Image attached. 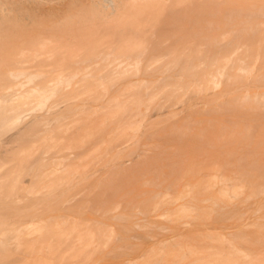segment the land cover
<instances>
[{
    "label": "bare ground",
    "instance_id": "1",
    "mask_svg": "<svg viewBox=\"0 0 264 264\" xmlns=\"http://www.w3.org/2000/svg\"><path fill=\"white\" fill-rule=\"evenodd\" d=\"M72 6L82 14L77 21L65 15ZM8 7L0 6V130L14 131L0 141V147L34 137L45 148L58 151L72 146L61 143L74 127L82 130L79 141L97 137L89 147L90 161L80 155L78 162H68L66 155L48 159L42 155L30 163L33 172L28 179L21 178L20 170L11 171L9 197L25 183L36 185L28 189L30 193L45 191L50 196L60 185L88 182L91 169L101 159L104 139L98 138L99 126L114 117L108 141L129 142L145 125L154 124L148 120L150 109L156 111L153 119L166 120L197 104L210 110L223 102L264 104L258 102L264 99V84L247 83V79L235 86L230 83L239 76L236 73L245 74L249 81L264 74V31L255 42L241 32L247 26L264 25V18L251 16L254 11L264 12V0H59L44 8L48 10L38 8L41 20L30 14L21 16L20 6ZM9 9L17 14L8 15ZM94 18L106 24V40L89 27L80 40L69 43L65 38L72 31H60L62 25L73 22L90 25ZM30 22L35 23L33 29L26 28ZM222 40L232 42L224 47ZM51 59L56 62L48 63ZM26 62H36L43 74L26 72ZM49 64L51 70L43 68ZM49 71L56 73L46 76L44 72ZM38 75H45L44 79L33 82ZM128 75L138 76L131 79ZM116 83L122 88L107 97L106 105L100 104ZM194 96L199 102H191ZM179 104L182 108H175ZM98 112L105 117L93 124L90 118ZM120 151L114 160L121 159ZM254 162L250 167L257 170ZM24 163L20 158L19 166ZM260 164L264 167V162ZM211 169L200 172L188 165L163 189L138 197L142 207L127 200L122 209L112 202L73 216L51 206L49 198L44 211L55 215L49 220L32 216L27 222L0 221V264H264V185H252L245 193L243 185L237 184L212 190L218 176ZM242 194L237 200L241 205L226 211L227 220L213 217L218 201L228 203ZM250 197L254 200L248 202ZM136 229L148 231L130 235ZM123 233L141 237L139 242L122 244L131 251L127 258L118 255L113 243L117 237L124 240Z\"/></svg>",
    "mask_w": 264,
    "mask_h": 264
},
{
    "label": "rangeland",
    "instance_id": "2",
    "mask_svg": "<svg viewBox=\"0 0 264 264\" xmlns=\"http://www.w3.org/2000/svg\"><path fill=\"white\" fill-rule=\"evenodd\" d=\"M58 1L59 0H0V2H3V4L0 3V6H13L10 7L12 9L15 6H20L21 16L30 14L31 17H34L36 20H41L39 19L40 12L56 4ZM84 1L86 2L87 0ZM45 7L47 8L44 9ZM38 8L42 10L40 11ZM12 9L7 10L8 15L13 16L17 14V10L15 11ZM255 12H258L259 14L256 13V15L258 14L259 16L253 15ZM252 13L251 16L259 20L264 18L263 10L254 11ZM65 15L73 16V20L75 21L82 16L80 9L73 6L65 12ZM55 20L52 21L54 22ZM34 24V22H30L27 24L28 26H26V28L33 29L35 26ZM58 25H61V20L57 21V26ZM62 26L61 29L63 31L60 29L61 32L65 33L64 31L68 29L72 31L70 37L65 38L69 43L80 40V37L83 36L81 33L89 30V27L94 31L100 32L98 33L99 35L97 34L96 36L106 40L104 34L107 32L105 31L107 26L100 18H94L90 25L81 22H73L70 26ZM20 30L21 29L18 31ZM260 31H264V25H260L259 27L247 26L245 31L241 32H243L246 37L250 36L253 39H251L250 42H255L254 40H256ZM74 33L75 37H73ZM228 41L229 40H222L221 43L224 47H227L232 40ZM163 43L166 45L168 40ZM56 59H51L48 63H54ZM101 61L102 60H99V62ZM25 65L28 66L26 72L43 74V72L38 71L39 66L36 65V62H26ZM43 68L51 70L53 66L49 64ZM55 73L52 74L51 71L44 72L46 76L49 75L51 77L55 75ZM45 75H38L41 77H35L32 81L37 82L40 79H44ZM236 75L239 76H234L233 80L230 82L233 86L240 84L241 81L246 82V79L247 83L264 84V74L254 76L252 81H249L245 74L236 73ZM137 76L138 75H128L127 78L135 79ZM21 79L23 80L24 78ZM118 88H122V85L117 86L116 83L110 86L100 104L103 102L106 105L109 99L107 97L110 94H117ZM191 102H199V97L194 96ZM258 102L264 103V99H260ZM182 106L183 105L179 104L176 105L175 108L180 109ZM104 107H108V105ZM263 107L264 104L255 103V101L223 102L217 104L213 110H210L209 107H202V105L197 104L192 107L190 111L184 108L177 116L166 120L164 119L165 121L162 117L153 119L156 116V111L155 109H150L148 111V120L151 121L150 123L154 122V124L152 123L153 125L151 126L145 125L137 136L129 142H125V139L118 141L113 140L112 142L108 141V139L112 137L110 130L115 126L117 118L114 117L112 120L109 119L108 122L102 123L99 126L101 128H99L98 138L104 139V142L101 143V159L99 164L91 169L93 173L88 182L84 184L76 183L75 185H60L50 196L45 193V191H34L30 193L28 189L36 185H29V183H25L26 185H19L18 190L15 191L12 197L7 196L10 187V185H8L9 181L7 180L8 174L11 171L19 172L20 170L19 173L21 174V178L23 180L28 179L33 172V167L30 163L33 162L36 157L42 155L47 159L52 156L59 158V156L66 155L68 157V162L80 161L77 158L80 155L85 157L82 158L84 161H90L92 157L88 154L90 152L89 147L94 145L96 142L94 138L97 137L95 136L87 141H79L82 130L76 129L78 127H74L64 134V139L61 143L62 146H66L67 144L72 146L62 148L58 151H56V149L45 148L44 143L34 141V137H24L7 145V148L1 146L0 221L14 220L27 222L31 220L32 216H34V218L43 217L49 220L53 214L44 211L46 206L45 203L49 201V198H51L50 200L52 201V204H50L51 206L53 205L57 210L68 212V214L73 216L77 214L76 212L78 211H96L97 208H102L104 205L112 202H118L120 209L128 205L126 202L127 200H131L133 205H137L138 197L142 198L144 196L145 198L151 194L152 190L163 189L164 185H167L170 180L179 175L178 173L180 171L187 169L188 165L195 170L201 169L200 172H206L209 168H212L211 173L218 176L215 181H213L212 190H216L222 185L237 184L243 185L242 190L243 193H245L249 191V187L252 185H260L259 187H262L264 185V169L262 168L264 167H262L260 163L264 162ZM41 112L42 111H39L38 113ZM103 116L104 112H98L91 116L90 122L93 124L102 122ZM213 116H223L225 120L212 119ZM145 123L148 122L145 121ZM257 124L259 125L257 126ZM79 125L84 126V123L78 124L77 126ZM103 125L109 126L104 128ZM178 128H181L179 133ZM248 129H250V135L254 132L253 138H250L251 136L248 134ZM13 131V129L0 130V141L9 136ZM29 144L33 147L29 146ZM115 145L116 147L113 148ZM16 148H18V150ZM119 149H122V151ZM119 151L121 153V159L115 158L114 160L113 158L116 156L115 153ZM31 152H34L33 155H30ZM86 154H88V156ZM243 154H245V156ZM241 156H244L243 159ZM20 158L21 161L25 162L23 166H19L18 164ZM254 160L257 163H255ZM120 161L124 163L123 166L119 164ZM251 162L258 165H256V167H258L257 170L250 167L252 165ZM250 168L253 170H250ZM243 173L245 175H243ZM259 173L263 174L260 175ZM198 175L200 176L202 174L198 173ZM146 180H149L148 183ZM59 193L63 195L59 198L58 202H55L54 198L58 197ZM241 196H243V194L237 195L235 198L233 197L231 199L233 202L229 201L226 203L225 200L224 202L218 201L214 206L212 213L213 217L215 219L217 218L219 221L227 220L229 214H226V211L234 207V205H241V203L237 201ZM253 198L254 197H250L248 202L254 200ZM139 206L141 205L139 204ZM18 213L21 214L18 215ZM97 213H99V211H97ZM118 222L120 223V220H118ZM117 229L121 231L120 225L117 226ZM155 230L159 234L168 235L165 230ZM147 231L148 229H136V231H130V235L140 234L141 236L142 233ZM127 233H123L125 235L124 240L118 237L113 240V243L117 244L116 252L123 258H127L131 251L128 246L122 244L141 241V237L134 239L135 237L131 236L132 238H130ZM12 256H17V254L14 253Z\"/></svg>",
    "mask_w": 264,
    "mask_h": 264
}]
</instances>
